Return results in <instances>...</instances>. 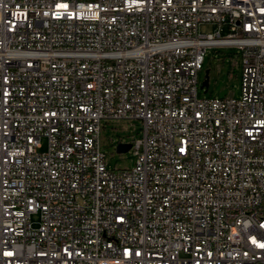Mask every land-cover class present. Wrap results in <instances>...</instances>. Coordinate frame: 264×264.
Segmentation results:
<instances>
[{
	"label": "built area",
	"instance_id": "2783aa9c",
	"mask_svg": "<svg viewBox=\"0 0 264 264\" xmlns=\"http://www.w3.org/2000/svg\"><path fill=\"white\" fill-rule=\"evenodd\" d=\"M222 46L241 94L199 98ZM0 264H264V0H0Z\"/></svg>",
	"mask_w": 264,
	"mask_h": 264
},
{
	"label": "rangeland",
	"instance_id": "374dc122",
	"mask_svg": "<svg viewBox=\"0 0 264 264\" xmlns=\"http://www.w3.org/2000/svg\"><path fill=\"white\" fill-rule=\"evenodd\" d=\"M217 25L202 23L198 27L201 34L212 33ZM227 30L223 28L222 36H226ZM205 71H208V87L206 91L200 88L204 80ZM241 53L232 46L210 47L204 57L202 69L198 74V97L205 98H238L241 94ZM100 131V143L105 154L109 169L130 168L134 165V157L130 150L117 152L118 143H129L132 138L141 134V122L138 120L111 119L102 122ZM41 149L46 150L45 139L41 140ZM38 221V216H32L33 224Z\"/></svg>",
	"mask_w": 264,
	"mask_h": 264
},
{
	"label": "water",
	"instance_id": "95a60500",
	"mask_svg": "<svg viewBox=\"0 0 264 264\" xmlns=\"http://www.w3.org/2000/svg\"><path fill=\"white\" fill-rule=\"evenodd\" d=\"M208 87V71H205V76H204V80L202 81L200 88H204L206 91ZM130 148V144H118L116 151L117 152H127Z\"/></svg>",
	"mask_w": 264,
	"mask_h": 264
}]
</instances>
